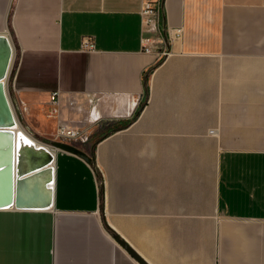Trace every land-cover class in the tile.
<instances>
[{"label":"crops","instance_id":"1","mask_svg":"<svg viewBox=\"0 0 264 264\" xmlns=\"http://www.w3.org/2000/svg\"><path fill=\"white\" fill-rule=\"evenodd\" d=\"M157 1L144 53L140 0H0L21 129L82 128L93 159L58 151L50 207L0 208V264H137L114 236L146 264H264V0Z\"/></svg>","mask_w":264,"mask_h":264},{"label":"water","instance_id":"2","mask_svg":"<svg viewBox=\"0 0 264 264\" xmlns=\"http://www.w3.org/2000/svg\"><path fill=\"white\" fill-rule=\"evenodd\" d=\"M161 14L162 4H161ZM165 23L162 22L161 31L163 33L164 39L166 40L165 33ZM168 51V47L166 46ZM12 59V47L8 42L7 38L0 35V128L11 126L14 121L20 127L19 121L13 113L11 104L6 94L5 79L10 67V62ZM25 132V130H24ZM30 137H32L27 131L25 132ZM41 143L51 146L58 151L67 152L73 154L85 162L92 164L93 159L75 148L72 145L53 141L51 139H42ZM24 161H27L28 170H26ZM50 162V157L48 155L37 154L33 148L28 149L25 154L19 156L16 168L14 171L12 158L8 162L9 167L0 170V175L4 178H10L11 192L8 202H2L0 208H6L9 206H14L15 208H47L50 207L52 203V192L47 191L43 194L39 192L37 188L33 186L31 189L28 187V177L22 178L24 175L34 172L36 169L46 165ZM22 178V179H21ZM0 187V194H1ZM114 241L131 257L137 264H146L137 254H135L124 242H122L118 237H113Z\"/></svg>","mask_w":264,"mask_h":264},{"label":"bare ground","instance_id":"3","mask_svg":"<svg viewBox=\"0 0 264 264\" xmlns=\"http://www.w3.org/2000/svg\"><path fill=\"white\" fill-rule=\"evenodd\" d=\"M23 130L17 125L16 121H14V123L9 127L0 128V170L8 168V162L12 158L13 168L15 171L19 156H21V152L22 154H25L28 149L33 148L37 154L48 155L50 157V162L36 169L34 172L24 175L22 178H29L27 183L28 187L31 189L34 186L39 190V192L43 194L47 193V191L52 192V184L54 181L53 160L56 149L35 140ZM24 165L26 170H28L27 161H24ZM1 186L0 204L2 202L9 201L8 199L11 192L10 178H4V176L0 175V187Z\"/></svg>","mask_w":264,"mask_h":264},{"label":"built area","instance_id":"4","mask_svg":"<svg viewBox=\"0 0 264 264\" xmlns=\"http://www.w3.org/2000/svg\"><path fill=\"white\" fill-rule=\"evenodd\" d=\"M140 29L142 32L141 46L142 52L150 53L151 45L153 44L154 34L161 32L160 24V4L157 0H140ZM80 49L85 52H93L95 50L93 41L88 37L81 39ZM159 57L166 56L168 51L166 48H161L157 51ZM58 93L54 92L50 95L49 101L56 104ZM57 110L52 108L50 115H56ZM90 121L96 122L97 118L91 116ZM85 133L82 128H73L64 124H58L54 130L52 137L53 141L63 142L75 146L79 141L84 140Z\"/></svg>","mask_w":264,"mask_h":264},{"label":"trees","instance_id":"5","mask_svg":"<svg viewBox=\"0 0 264 264\" xmlns=\"http://www.w3.org/2000/svg\"><path fill=\"white\" fill-rule=\"evenodd\" d=\"M135 116H136V114L134 115V117H133L132 119H134ZM132 119L129 120V121H127V122L120 123V124H119L120 128H123V127L127 126V125L132 121ZM114 130H116V128H111V129H110L109 131H107L104 135H106L107 133L112 132V131H114Z\"/></svg>","mask_w":264,"mask_h":264},{"label":"rangeland","instance_id":"6","mask_svg":"<svg viewBox=\"0 0 264 264\" xmlns=\"http://www.w3.org/2000/svg\"><path fill=\"white\" fill-rule=\"evenodd\" d=\"M9 19V18H8ZM32 136V138H34L35 140H37V141H39V142H41V140H42V138H39V137H37V136H35V135H31Z\"/></svg>","mask_w":264,"mask_h":264}]
</instances>
